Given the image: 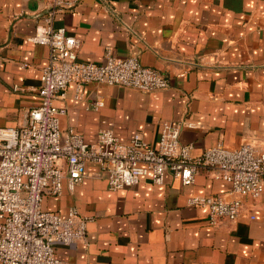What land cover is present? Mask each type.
Wrapping results in <instances>:
<instances>
[{"label": "crops", "instance_id": "crops-1", "mask_svg": "<svg viewBox=\"0 0 264 264\" xmlns=\"http://www.w3.org/2000/svg\"><path fill=\"white\" fill-rule=\"evenodd\" d=\"M49 18L79 38L80 60L135 56L169 78L150 92L88 83L78 99L68 84L54 101L66 108L62 133L72 128L94 142L110 129L123 142L139 134L155 144L164 122H181L179 141L192 142L193 154L217 143L264 150V0H79L58 12L52 0H0V126L21 125L40 102L49 48L27 37ZM204 194L238 197L204 168L186 186L166 176L112 190L90 162L72 190L64 178L62 193L42 205L89 216L85 241L55 245L68 264H264V188L243 199L235 220L216 224L206 208L187 204Z\"/></svg>", "mask_w": 264, "mask_h": 264}, {"label": "built area", "instance_id": "built-area-1", "mask_svg": "<svg viewBox=\"0 0 264 264\" xmlns=\"http://www.w3.org/2000/svg\"><path fill=\"white\" fill-rule=\"evenodd\" d=\"M79 0H52L53 12L74 9ZM27 40L49 48L40 75V102L32 106L25 121L15 127L0 126V264H68L55 254V245L85 241L89 216L70 206L66 213L43 207L44 196L62 193L86 175L87 163H95L109 189L116 190L146 178L161 185L166 176L183 186L194 181L199 169L210 171L230 184L238 197L193 195L187 204L206 208L210 224L235 220L243 199L256 198L264 188V150L253 144L227 148L221 143L193 154L192 142L181 143V122H164L155 144L139 134L123 142L110 130L98 131L94 142L68 129L60 131L64 106L55 105L72 83L76 97L88 83L119 85L150 92L168 87L169 78L142 66L135 56L107 53L103 62L80 60L79 38L51 19ZM98 104V103H96ZM186 125H191L186 123ZM249 218H254L249 215Z\"/></svg>", "mask_w": 264, "mask_h": 264}]
</instances>
